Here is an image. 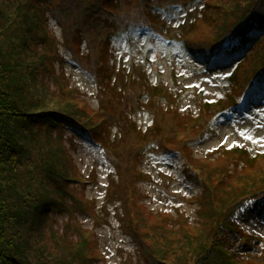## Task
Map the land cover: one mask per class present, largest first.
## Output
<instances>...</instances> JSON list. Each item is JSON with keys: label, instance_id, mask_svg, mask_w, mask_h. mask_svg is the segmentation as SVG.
<instances>
[{"label": "trees", "instance_id": "trees-1", "mask_svg": "<svg viewBox=\"0 0 264 264\" xmlns=\"http://www.w3.org/2000/svg\"><path fill=\"white\" fill-rule=\"evenodd\" d=\"M118 1L0 0V264H95L94 232L73 221L76 214L94 213L96 204L95 199L86 198L72 186L86 178L71 164L64 145L63 130L67 126L95 141L98 135L107 158L108 154L112 156V163L121 167L127 178L124 185L122 179L111 177L106 195L110 193L126 204L128 191L130 206L135 210L139 205L136 186L141 178L137 164L142 156L147 157L145 150L150 145L159 146V154H168L167 148L181 151L199 172L190 176L202 188L199 226L189 222L186 214L180 216L186 225L179 220L171 226L156 221L150 227L155 239L143 249L150 264H260L259 259L264 258H245L229 243L237 237L236 212L246 201L264 194V170L257 168L264 155L249 157L254 168L251 172L233 176L232 169L221 162L226 161L228 149L222 159L204 158L199 166H195L189 151L191 140L210 132L226 99L208 103L198 97L202 101L195 99L200 106L196 116L192 112L176 114L177 95L162 82L154 84L148 79L144 70L147 57H132V71L126 73L113 67L108 56L112 35L120 37L139 29L171 37L169 47L181 43L199 55H212L214 61L241 53L231 83L232 87L238 83L243 93L254 81H264V0H207L202 17L176 33L181 41L173 36L178 29L166 24V11L181 3L186 7L197 5V0H162L156 4L154 0H121L125 8L117 11ZM127 1H133L134 6L129 8ZM50 16L62 26L65 46L74 52L79 64L85 63V54L76 39L97 35L102 50L99 47L100 58L91 68L101 89L99 110L82 104L75 97L76 87L53 73V62L61 59V54L59 39L49 27ZM204 34L213 40L208 41ZM148 42L157 45L159 39L149 37ZM52 73L58 89L46 79ZM229 97L228 104H235V97ZM142 102L154 120L143 135L131 117ZM114 125L122 131L111 137L106 130ZM230 151L242 159V154L251 155L246 148ZM241 163L246 166L247 161ZM125 210L129 218L131 212L128 207ZM58 213L67 215L61 232L51 217ZM144 220L138 217L133 227L131 220L124 223L136 233L135 227L146 223ZM49 237L54 242L50 246Z\"/></svg>", "mask_w": 264, "mask_h": 264}, {"label": "rangeland", "instance_id": "rangeland-1", "mask_svg": "<svg viewBox=\"0 0 264 264\" xmlns=\"http://www.w3.org/2000/svg\"><path fill=\"white\" fill-rule=\"evenodd\" d=\"M113 1L115 0H112V2ZM210 1L213 2V0ZM120 2L121 0L116 2L117 11L118 8L122 10L125 8L126 3L120 5ZM127 5L131 8L134 6V2L127 1ZM210 14L211 12L208 11V15ZM49 18V27L59 39L58 49L61 54V59L53 62V73L56 76H64V80L68 82L69 85L76 87L78 93H75V97H77L82 104L89 106L94 111L99 110L100 100L98 94H100L101 89L93 77V69L91 68L92 63L97 60L98 57L100 58V56L97 55L99 47L102 50V47L99 45L97 35H93V37H91L86 34L83 38L81 37L76 39L77 42H81L80 49L85 54L83 61L86 64H79L74 57V52L65 46L63 37L64 31L62 26L59 22H56L53 17ZM79 35L80 34L78 33V36ZM173 36L179 35L174 33ZM202 36L208 41L213 40V37H209L207 34ZM209 45L211 44L207 43V46ZM74 47L79 48V45L74 43ZM148 49L150 54L153 55V48L149 47ZM114 50L115 51L113 53L111 50V54L108 56V62L111 63L112 66L114 64L118 65L119 63L122 64V62H126L129 56V51L127 50L126 45L124 43L114 44ZM163 61L158 65L160 72L151 71V78L154 80H157V78L161 79L164 83L172 86L170 74V66H172L175 76L177 74L173 81L174 86L171 87L174 92L181 88L179 85L180 82H182V87L185 89H187V84L196 83V85L200 84L205 87L206 90L216 92L214 95H217L218 93H220L219 95L223 94V92H220L217 85L219 83V78L215 76L217 70L207 69L206 71H202L201 69L194 67V65H189V60L179 54L173 58V61L171 58L169 61L167 59H164ZM190 63L192 62L190 61ZM233 65L234 64L223 67L222 71L224 73L229 72ZM149 70L148 72L150 73ZM53 73L48 74L46 79L51 86L58 89V84ZM122 81L123 80H120L121 83H124ZM237 85L230 88L229 93L225 96L226 99L229 98L228 95H232L234 97L240 93V87ZM191 97L192 96L189 91L185 92L181 96V99H179V105L182 108H185L191 103ZM197 101L199 102V100ZM262 101H264V98L260 99L257 104L258 112L261 113H255L253 111L250 112L249 109H247L246 112H249L247 116L240 113V115L235 117L234 120L218 123L216 125V130L212 134L208 135L203 142L200 144H192V148L189 151L192 155L195 166H199L201 164V160L204 158H207L205 160L208 161H218L222 159L223 156L221 157V155L223 153H219V150L215 151L221 143H224L225 146H231L244 142L248 136L253 138V145L250 147H252L254 151L264 149V102ZM192 103L195 105L193 99ZM227 104L228 100L225 102V105ZM194 105L190 108V110H193V115L197 112H194L196 109V106ZM201 110L202 113H205L203 108H201ZM186 113L189 114L187 111ZM131 116L134 121L143 128L152 121L151 114L146 111L145 106L144 108L140 107L138 112H132ZM119 131H122L120 127L114 125L108 126L106 133H110L111 137H113L118 135ZM56 133L57 132L55 131L54 134ZM125 133L127 134V131H125ZM63 136L64 145L66 146L68 154L71 158V164H73V166L76 167L82 175L90 178L88 183H74L72 186H74L73 188L76 192H79L86 198L95 199V212L99 221L96 222L92 216H87L86 214H76L73 221L79 225L81 224L86 230L92 229V232H94L92 240L95 242L93 243L94 249H92V254L96 258L95 264H137L139 261L144 262V264H150L143 254L144 247L148 244H152L151 239H155V235L151 232L150 227L155 225V222L158 220L162 221L164 224H168L169 226L175 223L174 220H179L180 224L186 225L185 221L180 217L182 214H179V212L190 216L188 221L192 222L195 226H199V223H197V211L199 209V196L202 193V188L194 180L189 179L187 169L180 157L176 156L173 159L159 157V146H149L148 153H146V156L148 157H145L146 159L143 158V156L141 157V162H146V165H142L141 169L152 173L155 181L152 183L141 181L137 184L136 190H138V192L136 193V200L139 205H136L137 210H135L134 207L130 206L132 202L127 196L128 191L126 193V204H124V201L120 202L116 197L110 195V193L108 196L106 195V193L110 190L111 177H114L116 180L122 179L124 185L126 183L125 180L127 179L126 176L124 177L126 172L121 170V167L119 168L112 163L114 162L112 160V156L108 154L107 158V155L102 150L101 145L91 142L88 136L83 135L76 128L67 126L66 129L63 130ZM133 139L137 143L140 142L138 137L134 134ZM175 140L177 141L178 139L176 138ZM125 151H128V149L126 148ZM128 152L131 153V151ZM226 157V161H221L224 162L222 165L231 168L233 176L242 172H251V170L254 169H251V162L249 156L247 155L244 156L243 159L240 156L236 157L233 154H228ZM242 160L247 161L245 164L246 166L241 163ZM122 163H125V161L122 160ZM212 165L214 166V164ZM120 166H122V164ZM243 166L246 168V171L243 169ZM257 168H262L261 170H264V157L263 161L257 164ZM118 173L122 174L120 176L121 178L117 176ZM170 174L175 176L177 180L171 182L172 180L168 177ZM125 187L126 190H128L127 186ZM171 187L174 190L177 188L181 189L182 194L186 196V199H182L184 198L182 195H171L169 193ZM191 198H193V200H197L198 203L193 200L190 201ZM125 207H128L131 212L129 218H127ZM159 210H168L171 215L168 216L159 214L157 213ZM155 215H158L160 218L158 219ZM51 217L54 221V225L59 232H61L63 230V223L67 219V215L58 213L52 214ZM138 217H143L146 223L135 227L137 232L132 233L129 227L125 224L126 222L124 223V220H131V222L134 223L131 226L133 227L138 224ZM238 219L241 221L242 225L248 229V232L256 231L264 235L263 202L253 201L244 211L239 213ZM177 226L180 225L177 224ZM73 238H76V236L73 235ZM51 240L52 239L49 237V246L52 243L54 244ZM230 244L242 252L256 254L257 251L255 248L258 249L260 244L264 247V240L257 241L254 239L252 240L251 246L242 240L233 239Z\"/></svg>", "mask_w": 264, "mask_h": 264}, {"label": "snow or ice", "instance_id": "snow-or-ice-1", "mask_svg": "<svg viewBox=\"0 0 264 264\" xmlns=\"http://www.w3.org/2000/svg\"><path fill=\"white\" fill-rule=\"evenodd\" d=\"M247 139L252 140L253 138L251 136H248Z\"/></svg>", "mask_w": 264, "mask_h": 264}]
</instances>
